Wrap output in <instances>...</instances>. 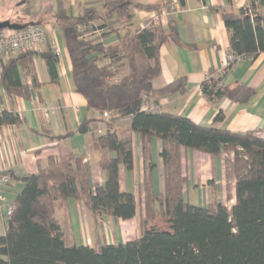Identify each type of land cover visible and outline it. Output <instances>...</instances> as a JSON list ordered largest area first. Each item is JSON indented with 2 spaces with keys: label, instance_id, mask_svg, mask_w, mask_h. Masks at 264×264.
<instances>
[{
  "label": "trees",
  "instance_id": "16d2710c",
  "mask_svg": "<svg viewBox=\"0 0 264 264\" xmlns=\"http://www.w3.org/2000/svg\"><path fill=\"white\" fill-rule=\"evenodd\" d=\"M133 6L158 8L130 0H89L76 15L58 0L55 17L65 36L75 91L86 99L88 109L101 115L105 110L114 111L109 120L101 116L108 129L93 137V148L108 150L114 156L100 161L108 179L95 188L84 155L76 152L50 158L38 172L24 176L14 212L0 234V264H264V137L256 131L235 132L200 125L183 115L144 110L150 96L184 92L186 77L154 89L152 81L162 72L160 48L170 37L179 39L173 23L168 30L161 26L133 28ZM257 6L253 1L238 12L219 8L230 33L231 52L247 58L264 52V17L256 12ZM31 10L27 5L24 14H33ZM110 34L118 41L106 45L103 39ZM43 56L51 78L56 80L58 55L48 49ZM19 65L31 69L33 51H25L5 65L4 85L8 93L28 94V87L19 78ZM222 78L210 74L203 82L208 98L226 96L245 102L252 97V88L223 85ZM129 116L130 130L141 134L144 145L153 137L162 141L164 195L156 196L146 181L147 216L140 237L99 247L67 246L56 215L58 203L74 198L94 213L122 219L136 215V196L121 190L119 176L121 166L128 170L134 166L132 137L120 136L115 125ZM222 119L220 112L215 121ZM93 120L85 118L76 130L88 132ZM20 121L17 112L0 113V125ZM43 133L59 140L75 130L53 134L44 129ZM182 148L213 156L232 153L227 162L237 181L231 209L216 201L206 206L186 201Z\"/></svg>",
  "mask_w": 264,
  "mask_h": 264
},
{
  "label": "crops",
  "instance_id": "0c3cea01",
  "mask_svg": "<svg viewBox=\"0 0 264 264\" xmlns=\"http://www.w3.org/2000/svg\"><path fill=\"white\" fill-rule=\"evenodd\" d=\"M70 1L78 5L77 15L89 0ZM130 1L158 7L146 9L133 6V28H153V22L158 19V26L168 30L173 23L180 42L170 37L161 46L162 72L152 81L154 89H161L179 77H186L184 92L150 96L143 109L183 115L200 125H213L235 132L256 131L264 137V52L254 58L238 61L224 72L232 47L230 33L221 13L222 9L238 12L255 1L258 5L256 12L264 17L262 0H185V5L178 0L174 9L175 0ZM46 4L41 2L35 7L30 0H8L0 13V22L22 25L36 22L43 25L48 34V42L35 50V56L33 51L32 68L18 66L20 81L28 87V94L8 93L4 75L0 79V113L4 110L14 111L21 118L18 124L0 125V171L11 175L8 185L0 182V195L4 197L0 199V205L4 214L9 205H15L24 187L22 178L38 172L39 166H46L50 158H62L69 152L83 154L95 188L97 184H105L108 179V173L101 168L100 161L114 156L108 150L93 148V137L105 133L107 123L101 119L98 110L88 109L86 99L75 91L65 36L55 17L57 6L44 7ZM27 5L32 7L33 14H24ZM103 40L106 45L115 44L118 37L110 34ZM54 48L60 51L56 80L51 78L43 56L48 49L55 52ZM21 53L6 56L5 65ZM210 74L222 76L223 85H244L252 88L254 93L245 102H236L226 96L210 99L202 90V84ZM220 112L223 119L216 122V115ZM85 118L95 120L90 123L88 132L82 133L76 129ZM130 124L129 116L115 125L120 136L132 137L134 166L131 170L121 166L119 176L121 190L136 196V215L131 219H122L104 212L94 213L81 200L74 198L64 204L58 203L56 215L67 246L99 247L140 237L142 222L147 216L146 181L150 182L156 196L164 195L162 141L153 137L144 145L141 134L131 131ZM44 129L53 134H65L72 130L75 133L58 140L43 133ZM181 152L186 176L183 186L186 201L200 206L216 201L231 209L235 202L237 181L227 162L232 153L213 156L192 148H182ZM156 205L159 206V203ZM7 222L8 218L0 215V234L5 232Z\"/></svg>",
  "mask_w": 264,
  "mask_h": 264
},
{
  "label": "built area",
  "instance_id": "2783aa9c",
  "mask_svg": "<svg viewBox=\"0 0 264 264\" xmlns=\"http://www.w3.org/2000/svg\"><path fill=\"white\" fill-rule=\"evenodd\" d=\"M178 5V0H175L173 9ZM252 9L249 10V13ZM159 25L158 19L153 22V28ZM48 42V34L45 27L39 23H28L22 28H3L0 29V79L4 73L5 58L8 55L16 54L25 51H35L40 46ZM54 47V46H53ZM55 53L59 56L60 51L54 48ZM247 58L242 54H235L233 52L228 53L226 58V63L223 71L226 72L230 67L243 59ZM209 78V76H208ZM48 109V105L45 106ZM114 114L113 110H105L102 113V117L105 120H109ZM11 181V175L9 173L0 171V182L4 185H8ZM0 199L3 200L4 197L0 195ZM14 212V205H9L6 209V213H3L2 207L0 205V215H5L6 218H10Z\"/></svg>",
  "mask_w": 264,
  "mask_h": 264
},
{
  "label": "rangeland",
  "instance_id": "374dc122",
  "mask_svg": "<svg viewBox=\"0 0 264 264\" xmlns=\"http://www.w3.org/2000/svg\"><path fill=\"white\" fill-rule=\"evenodd\" d=\"M21 1V0H18ZM32 2H34V6L37 7L38 3L41 4V2L43 3H47L46 5H44V7H51V5L53 4V6H57L58 5V0H30ZM8 0H0V13L3 12L4 10V6L7 4ZM64 5L66 7H68L70 12H74V14H76L79 10L78 5H75L74 3H72V1L70 0H63ZM71 7H73L72 11H71ZM167 226L166 224H163V227Z\"/></svg>",
  "mask_w": 264,
  "mask_h": 264
},
{
  "label": "water",
  "instance_id": "95a60500",
  "mask_svg": "<svg viewBox=\"0 0 264 264\" xmlns=\"http://www.w3.org/2000/svg\"><path fill=\"white\" fill-rule=\"evenodd\" d=\"M181 4L182 5H185V0H180ZM26 25H21V24H12L10 21H2L0 22V29H3V28H6V27H9V28H22Z\"/></svg>",
  "mask_w": 264,
  "mask_h": 264
}]
</instances>
